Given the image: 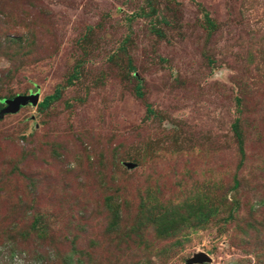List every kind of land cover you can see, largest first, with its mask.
<instances>
[{"label":"rangeland","instance_id":"rangeland-1","mask_svg":"<svg viewBox=\"0 0 264 264\" xmlns=\"http://www.w3.org/2000/svg\"><path fill=\"white\" fill-rule=\"evenodd\" d=\"M29 94L0 264H264V0H0V109Z\"/></svg>","mask_w":264,"mask_h":264},{"label":"water","instance_id":"water-1","mask_svg":"<svg viewBox=\"0 0 264 264\" xmlns=\"http://www.w3.org/2000/svg\"><path fill=\"white\" fill-rule=\"evenodd\" d=\"M38 101V94H29V95H17L12 99L4 101V107L0 109V118L4 115L15 114L17 111L25 106H36ZM128 167H132V164H127ZM210 261L209 257L204 254H196L185 261L184 264H202L208 263Z\"/></svg>","mask_w":264,"mask_h":264},{"label":"trees","instance_id":"trees-1","mask_svg":"<svg viewBox=\"0 0 264 264\" xmlns=\"http://www.w3.org/2000/svg\"><path fill=\"white\" fill-rule=\"evenodd\" d=\"M11 41H12V39H11ZM135 94H136L137 97H140V96H141V93L139 92L138 89L135 91ZM56 98H57V91H54L53 94L44 97V98L41 100V102L38 103V106H39L40 108H45V107H47L52 101H54ZM153 205H154V207H153ZM155 207H156V208H159V209L155 211ZM115 208H116V209L118 208V205H117V204L115 205ZM163 209H164V206L162 207V204L156 206V205H155V202L152 201V207H148V208H146V209H145V212L148 210V215H149V216H150V215H153V214H154V216H156V215H158V214H160V216H162L163 214H165V210H163ZM153 211H154V212H153ZM163 211H164V212H163Z\"/></svg>","mask_w":264,"mask_h":264}]
</instances>
